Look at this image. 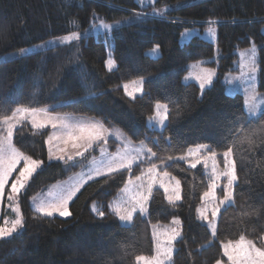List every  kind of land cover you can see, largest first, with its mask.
<instances>
[{"label": "trees", "instance_id": "16d2710c", "mask_svg": "<svg viewBox=\"0 0 264 264\" xmlns=\"http://www.w3.org/2000/svg\"><path fill=\"white\" fill-rule=\"evenodd\" d=\"M163 6L171 9L153 18L147 15L150 7L141 9L135 0H0V57L72 37L68 43L0 62V139L4 116L16 107H36L117 130L129 143L157 152L152 157L147 151L131 170L85 184L68 206V218L47 217L30 209L29 198L83 168L96 152L72 163H49V130L21 124L13 133V146L43 164L20 196L21 232L0 240V264H138V256L153 253L150 227L166 226L174 218L180 220V237L171 264H230L222 246L241 235L264 247V112L248 117L242 95L227 94L220 81L237 72V51L254 45L256 92L264 95V0H155L154 7ZM129 17L134 21L125 24ZM103 23L119 26L88 31ZM207 26L216 29V45L198 35L180 43L184 31ZM157 45L160 55L152 58L148 53ZM196 63L218 73L203 92L182 82L188 66ZM136 82L144 91L128 87L136 97L132 99L124 85ZM157 104L166 106L161 130L149 124ZM108 142L112 151L116 143ZM202 143L208 147L197 152ZM227 148H232L237 180L231 203L218 213L213 236L197 210L220 205ZM152 163L158 173L163 169L180 181L181 200L168 204L163 191L155 189L146 216L135 214L130 225L122 226L109 204L127 179ZM210 169L218 187L216 199L207 201L204 192L213 184Z\"/></svg>", "mask_w": 264, "mask_h": 264}, {"label": "rangeland", "instance_id": "374dc122", "mask_svg": "<svg viewBox=\"0 0 264 264\" xmlns=\"http://www.w3.org/2000/svg\"><path fill=\"white\" fill-rule=\"evenodd\" d=\"M135 2L138 4V7L141 9L150 7V9L147 12V15L150 14L151 17H153V18H160L161 16L166 15L167 12H169V10L171 9L169 6H163L160 8L154 7L155 0H135ZM131 21H134V18L129 17V18L125 19L124 23L127 24V22H131ZM100 25L101 24H98V25L92 27V29H90V30L88 29V31H92L93 34H96L98 31H107L108 32V31H111L112 28H117L119 26L116 24L114 25L112 23H109V25H111L112 27L110 29L106 30L103 27H101ZM209 27H211L215 30V35L209 34ZM193 30L194 31H184L182 36H181L180 43L186 42L193 35H198L200 38L204 39L205 41H208L209 43L216 45V29L214 28V26L203 27L202 31H197L196 29H193ZM261 32L264 34V27H263ZM70 38H72V37H70ZM70 38L65 37V38H60V39H54V40H50V41L44 42V43L39 44V45H35L32 47L21 49L17 52H14V53L0 57V62L22 58L24 56L43 51L47 48H51V47L58 46L60 44L68 43L70 41ZM249 49H253V51L250 52ZM236 54H237V58H238V60H237V72L224 74L220 78V81L223 83L224 88H225V92L227 94H229V95H234V94L242 95L244 110H245V113L248 117L256 116V115L264 112V95L257 94V92H256L257 77H258L257 50H256V47L254 45H251L249 48L237 51ZM148 55L151 56L152 58H157L160 55L159 50H157V51L152 50L148 53ZM109 62H111V60H108L107 66H109ZM206 68H209V67H204L200 63L189 65L187 73L182 78V82L185 84L194 83L199 87V80H197V77L203 76L204 75V69H206ZM210 69L214 70L216 73L212 77L213 82H214L217 79L218 73H217V70L215 68H210ZM136 83L128 84V87L137 88L139 86V83L138 82H136ZM212 84L206 85L205 89L211 87ZM253 96L255 97L254 100L252 99ZM253 104L255 105V115H252L249 112V108ZM49 116L57 118L55 121L57 123V128L53 129L51 127V124H49L47 127L43 128V129L34 128L37 130H46L47 129V130H49L48 138L50 136L54 137L51 144H49L48 138L46 141L47 162H49V163H51V162H69L70 163L71 162L72 163V162H75V160L81 159L82 157H84L87 152L84 154V156H75V150H73L71 148V144L69 143L68 145H65L64 140L67 139V133L70 130L72 125L93 124V123L90 120H86V119H82V118H79L76 116L66 115V114L65 115H56V114H48V113L47 114H45V113L39 114L40 119H47ZM165 116H166L165 108L162 107V108L158 109L156 107L155 117L153 120H149V124L152 125L153 123H155L154 126L158 130H161L165 126V122H166V119H164ZM30 119L31 118L17 124L16 127L13 129V133L23 123H27V124H29V126H31ZM161 121H163V123H161ZM64 124H67L70 127L64 128L63 127ZM94 124H96V123H94ZM1 125L3 128V135H4L5 130L7 128V125H5L3 123H1ZM96 125H98V124H96ZM101 131H102V135H103L104 139L102 141L97 142V144L94 145L93 149H89V151H91V150L95 151L96 154L92 155V157L88 160L87 164L83 168L79 169L78 171L72 172L71 174H69V176H67L62 181H59V182H56L54 184H50V185L46 186L43 191H41L38 194L29 198L28 206L30 207L31 210H33L36 213L44 215L43 213H41L37 210L40 206L56 202L57 199L61 195L65 194V190L68 188H75L78 185H82V187L80 188V190H81L85 184L90 182L88 180L89 174H91L93 176V179L91 181L98 179V178H101V177H104L106 175H109L110 173H107V172L105 173V175H102V176H96L95 175V170L97 169V167L100 166L101 161L107 162L108 160L112 159L113 157L121 156V155H124L127 153L130 156H137V159L133 162V164L131 166V167H133L139 160L144 158V154L147 153V151L145 150V148L142 145H134V144L129 143L117 130L111 131V130L101 128ZM3 135L1 137V139L3 138ZM57 136H59L61 138L55 139V137H57ZM109 139L114 140L116 143V146L112 151L108 150L109 146H110V144L108 142ZM60 148H66L67 152L66 153H60V151H59ZM49 149H51V152L54 155L64 154L65 160L59 161L56 159H49ZM81 151H83V150L81 149ZM67 154H72L73 160L68 161L67 160ZM22 163L23 162L21 161V165H18V168L20 166H22ZM4 166H5L4 163L0 162V168H2ZM206 168H207V166H206ZM123 170H128V169H119L117 172L123 171ZM227 170L228 169L224 165V172ZM146 173H147V169H145V171L142 174H146ZM111 174H113V173H111ZM16 175H18V171L13 172L12 176L9 178L8 182L5 185L3 196L0 197V226H4L5 221H7L8 224L10 225L11 222L17 218V213L15 211H13V209H15L17 207L19 208V214L21 217V206L19 203L20 198H21L20 196L25 192L28 185L26 186L25 189L21 190L19 195L13 194L11 192V185L9 186V183L13 182ZM210 175H211V177L209 176L210 181L212 180L213 182L218 184V181L216 179L217 175H215L213 169H210ZM129 180H132L133 183L129 184ZM160 180H163L165 183H167L170 188L175 186V179H172L170 176L164 177L163 173H158L157 183L154 186L153 191L155 189H160L164 193L163 188L159 187ZM222 180H223L222 187L224 189L225 186L227 185V177L224 176V174L222 175ZM147 182H148L147 176L144 175L143 176V183L147 184ZM140 183H141V181H136L135 178L127 179L125 185L123 186V188L121 189V191L119 192L117 197L114 200H112L111 203L109 204L110 213H112L114 216H116L117 220L119 221V223L122 226L130 225L131 221H120L119 216L116 215L115 209L120 208L121 214H123V209L125 207H127L128 202L136 195V191H137L136 186L139 185ZM210 184H211V182H210ZM232 190H233V188H232ZM10 196L12 197V199H9ZM180 196H181V193H180ZM75 197L76 196H74L73 199ZM164 197H165V201L168 204H177L181 200L180 199L179 201L170 202L167 199V196L165 193H164ZM73 199L69 201L68 206L73 201ZM210 199H211V197H206L207 201H209ZM3 203H4V207H3ZM230 203H226L224 205H216V206L210 207L209 209H208L207 205L205 204L201 209L199 208L197 210L199 218L204 221V223L207 225L211 234H212V230L209 227V222H212V224L215 226V229H216V220H217V217L215 218V220H213L212 211L216 207H219V209H222L223 207L229 205ZM93 210H94V208H93ZM2 212H3V216H2ZM202 213H203V215H206L208 217L207 220H204L202 218V215H201ZM135 214L141 215L139 212H137V213H134L133 216ZM141 216L145 217L146 214L141 215ZM52 217L65 218V217H60L57 213H54ZM66 218H68V217H66ZM173 220H178L179 224H174ZM173 228H175L180 233V220L179 219H177V218L172 219L171 222L166 226L150 227L151 238H152V243H153V253H152L151 257H146V260H143V261L137 260L138 264H148V261L153 260V258H156L157 252H158V245L160 246L159 250H163L164 247H167V243H166L167 242V236L171 234V230ZM21 230H22V228H18L17 232L19 233V232H21ZM16 233H13V234H16ZM154 233H155V235H153ZM179 237H180V235L172 242L171 259H168L166 257H161V259H163V264H171L172 256H173L174 249H175L174 245L177 242V240L179 239ZM7 238H9V237H5L2 239H7ZM222 250L224 253L223 246H222ZM226 258L228 260L227 256H226ZM229 263L231 264L230 261H229Z\"/></svg>", "mask_w": 264, "mask_h": 264}, {"label": "snow or ice", "instance_id": "6c2138e0", "mask_svg": "<svg viewBox=\"0 0 264 264\" xmlns=\"http://www.w3.org/2000/svg\"><path fill=\"white\" fill-rule=\"evenodd\" d=\"M104 29H110L112 26L106 23L100 25ZM209 34L215 35V30L209 27ZM76 39H80L79 36L75 37ZM159 45L153 49V51H157ZM250 52L253 49H249ZM113 63L109 62V70H111ZM215 71L206 68L204 69V75L198 76L197 80H199V88L203 92L206 88V85H211L213 83L212 77L215 75ZM142 84V81H141ZM125 92L135 99L134 93H129L128 85H124ZM137 92H143L144 89L142 86H138L136 88ZM254 96L252 99L254 100ZM156 107L162 108L166 107L165 105L157 104ZM249 112L252 115H255V105L253 104L249 108ZM45 113L47 111L45 109H40L36 107H16L14 111L11 112L10 115H6L3 117L2 123L7 125L5 130V134L3 138L0 139V162L4 163V167L0 168V197L4 194L5 185L8 182L9 178L12 176L13 172L18 171V175H16L15 179L11 183V192L13 194L19 195L21 190L25 189L28 185L30 179L33 175L42 167L43 161L38 159H33L31 156H26L22 152L18 151L16 147L13 146V129L17 124L22 121L30 119L31 126L33 128L43 129L51 124L53 129L57 128L56 117L49 116L47 119H40L39 114ZM154 119V117H149V120ZM167 119V116L164 117ZM163 123V121H161ZM64 128H69L70 126L67 124L63 125ZM102 126H98L96 124H76L72 125L70 130L67 133V139L64 140V144H71V148L75 150V156H84L89 149H93L94 145L97 142L102 141L104 139L101 131ZM61 137L57 136L55 139H60ZM54 137H49L48 142L51 144ZM207 144H200L196 149L197 152L202 148H207ZM81 149L83 151H81ZM211 151V149H209ZM60 153H66V148H60ZM147 151L151 154L152 157H157V152L153 151L152 148H147ZM189 152H192V149H189ZM138 155V154H137ZM216 155L215 151H212V156ZM223 156L225 159V167L228 169L224 172V176L227 177V185L224 188L222 199L219 200L220 205H224L226 203H230L233 198L232 188L234 183L237 180L235 165L231 161L232 156V148H227L226 151L223 152ZM49 159H56L59 161L65 160V155H54L49 149ZM137 159V156H130L129 154H124L121 156L113 157L107 162L101 161L100 166L95 170L96 176L105 175V173H116L119 169H128L131 170V166L133 162ZM169 160L173 159L171 156L168 157ZM180 160H184L185 157L181 155L179 157ZM67 160H73L72 154H67ZM18 168V165H21ZM200 163L199 159L191 164V167L195 169L197 165ZM164 177H168L170 173L168 171H163ZM147 176V184L143 183V176ZM157 165L152 163L150 167L147 168V173L142 175H136L135 180L141 181L139 185L136 186L137 191L136 195L128 202L127 207L123 209V214H121V209H115L116 215L119 216L120 221H132L133 214L139 212L141 215L148 213V203L150 198L153 197V188L157 183ZM93 176L89 174L88 180L91 181ZM175 179V177H172ZM133 181L129 180V184H132ZM82 185H78L75 188H68L65 190V194L61 195L56 202L50 203L47 205L40 206L37 210L43 213L45 216L52 217L54 213H57L60 217H69L72 215L69 210L68 204L69 201L73 199L74 196L80 191ZM159 187L163 188L164 193L167 196V199L170 202L179 201L181 199L180 196V181L175 180V186L170 188L167 183L163 180H160ZM218 187V184L213 182L211 185V191L204 192V197H212V199H216L215 190ZM9 199H12L10 196ZM17 213V218L14 219L9 225L7 221L4 222V226H0V239L5 237H11L13 233H16L18 228L23 227V221L19 214V208L13 209ZM220 209L216 207L212 211L213 220L217 217ZM204 220H207L208 217L206 215L201 214ZM100 216L103 217L104 213L101 212ZM174 224H179L178 220H173ZM155 227V225L153 226ZM209 227L212 230L213 236L216 235L215 226L212 222H209ZM155 235V233L153 234ZM180 235V233L173 228L171 230V234L167 236V247H164L163 250H159L160 246L158 245L157 257L153 258V260L148 261V264H163V259L161 257H166L171 259V250H172V242ZM224 255L228 257V260L231 264H264V247H258L256 243L253 242L252 239H246L244 235H241L238 241L229 240L227 243L223 245ZM137 260H146L144 256H138ZM217 264H220L218 261Z\"/></svg>", "mask_w": 264, "mask_h": 264}]
</instances>
